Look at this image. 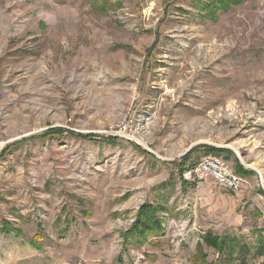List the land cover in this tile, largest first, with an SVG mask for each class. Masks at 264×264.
Listing matches in <instances>:
<instances>
[{
	"label": "rangeland",
	"instance_id": "rangeland-1",
	"mask_svg": "<svg viewBox=\"0 0 264 264\" xmlns=\"http://www.w3.org/2000/svg\"><path fill=\"white\" fill-rule=\"evenodd\" d=\"M211 1L0 0V264H193L205 231L255 241L264 0L215 20ZM141 110L157 112L149 149L102 140ZM198 145L231 151L248 187L183 188L174 161ZM146 200L163 204L164 232L127 242Z\"/></svg>",
	"mask_w": 264,
	"mask_h": 264
},
{
	"label": "trees",
	"instance_id": "trees-1",
	"mask_svg": "<svg viewBox=\"0 0 264 264\" xmlns=\"http://www.w3.org/2000/svg\"><path fill=\"white\" fill-rule=\"evenodd\" d=\"M242 2H244V0H212L209 7L204 9L209 10L204 13L203 17L215 20L217 18L218 10H227L230 6L239 5ZM50 131H55V129ZM89 137H91V135ZM97 138L98 136H92V139ZM102 140L110 142L115 140V138L105 135L102 137ZM201 149L206 150L205 154L222 156L226 160H228V157L232 154L231 151L227 149L215 146L198 145L193 147L179 160H175L173 164L178 168L183 188H186L189 185L195 186L194 183L186 182L183 179V172L186 166L191 165L190 159L193 153L196 150ZM236 172L243 176H250L252 174L240 165L236 167ZM173 175L174 173L166 184L157 186V189H165L168 185L173 186ZM262 193H264V191H262ZM163 210V204L158 203V201L146 200L143 202L137 210L135 221L123 234L125 241L140 243L142 241H147L152 236L158 237L165 229L160 215ZM6 229L9 230L8 227ZM252 233L256 236L254 242H248L246 239L237 235L218 234L211 230L205 231L201 236L202 243L198 245V251L196 256H194L193 264H250V258L264 256V228L255 226ZM205 247L212 248L218 253L216 260L211 261L208 259L209 256L205 252Z\"/></svg>",
	"mask_w": 264,
	"mask_h": 264
},
{
	"label": "built area",
	"instance_id": "built-area-1",
	"mask_svg": "<svg viewBox=\"0 0 264 264\" xmlns=\"http://www.w3.org/2000/svg\"><path fill=\"white\" fill-rule=\"evenodd\" d=\"M156 114L155 110L137 111L132 118L122 122L115 130H110L106 136L121 137L149 149L144 137L151 132ZM248 177L238 174L228 160L214 154H207L198 163L186 166L183 172V179L186 182L197 184L211 178L234 192L248 187L250 184Z\"/></svg>",
	"mask_w": 264,
	"mask_h": 264
},
{
	"label": "crops",
	"instance_id": "crops-1",
	"mask_svg": "<svg viewBox=\"0 0 264 264\" xmlns=\"http://www.w3.org/2000/svg\"><path fill=\"white\" fill-rule=\"evenodd\" d=\"M162 169H163V168H162ZM164 171H166L165 168H164ZM164 171H163V172H164ZM167 172H168V171H167Z\"/></svg>",
	"mask_w": 264,
	"mask_h": 264
},
{
	"label": "bare ground",
	"instance_id": "bare-ground-1",
	"mask_svg": "<svg viewBox=\"0 0 264 264\" xmlns=\"http://www.w3.org/2000/svg\"><path fill=\"white\" fill-rule=\"evenodd\" d=\"M0 145H2V142H0Z\"/></svg>",
	"mask_w": 264,
	"mask_h": 264
}]
</instances>
